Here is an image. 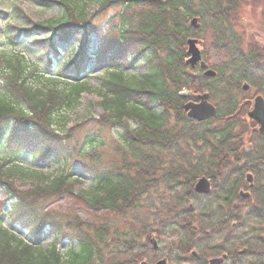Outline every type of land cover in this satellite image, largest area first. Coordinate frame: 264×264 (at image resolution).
I'll list each match as a JSON object with an SVG mask.
<instances>
[{"label":"trees","instance_id":"1","mask_svg":"<svg viewBox=\"0 0 264 264\" xmlns=\"http://www.w3.org/2000/svg\"><path fill=\"white\" fill-rule=\"evenodd\" d=\"M92 1L37 0L57 6L62 16L31 28L21 18L24 29L0 27V152L10 155L0 158V187L10 204L2 218L28 232L23 236L0 221V264H139L153 233L189 264L223 254L229 264H264V137L248 118L249 94L242 91L246 82L264 95V48L244 32L245 11L259 0H98V14L119 8L107 38L91 29ZM9 16L0 10L1 22ZM195 17L202 21L197 31L190 26ZM206 33L223 56L212 67L216 79L186 64L187 40L205 43ZM74 43L79 52L64 59ZM26 49L44 56L45 65ZM92 57L105 68L98 88L87 74ZM137 62L145 65L144 74L124 71ZM205 91L218 113L199 123L187 117L184 94ZM94 92L100 127L74 140L65 129L68 114ZM104 130L117 132L112 141ZM25 152H33L36 163L59 165L58 172L19 162ZM75 159L93 177L90 185L73 173ZM248 173L255 187L243 200L239 192L247 189ZM200 178L211 181V195L195 193ZM75 190L102 216L85 221L41 209V201ZM46 238L52 240L48 246ZM63 242L70 244L67 251ZM192 251L199 258L190 257Z\"/></svg>","mask_w":264,"mask_h":264},{"label":"rangeland","instance_id":"2","mask_svg":"<svg viewBox=\"0 0 264 264\" xmlns=\"http://www.w3.org/2000/svg\"><path fill=\"white\" fill-rule=\"evenodd\" d=\"M98 0L92 1L89 3L87 8L88 12L91 15H96L92 18L91 22V29H99L102 30L104 33L102 34L104 38H107L110 35L108 33L112 26L116 23L112 22V16L115 14L119 8L109 7L107 11L99 12V5L97 4ZM259 5L255 8L248 7L245 11V16L248 18V22L246 27L244 28L245 37L248 41L252 42L255 45H259L264 48V0H259ZM0 10L10 13V16L7 19H3L2 22L0 21V27L3 30H8L10 27L11 29H24L27 26L20 23V18L26 20L29 27L31 28L33 23L49 21V20H56L59 19L62 14L57 6L50 5L49 7L40 6L37 0H0ZM13 14L17 16L16 19L12 20ZM112 34V33H111ZM113 35V34H112ZM48 35L47 33L39 35V38H46ZM3 37V36H2ZM205 43L200 45V49L204 54L208 56L206 62L211 66H217L220 63V59H223V56L218 55L211 47V42L208 36V33L205 34ZM103 38V39H104ZM109 43L110 41H106ZM27 42H25L26 44ZM93 45L97 46V39H93ZM20 50L25 51L24 48H20ZM27 50V49H26ZM30 52V56L34 62H37L40 65H45V57L37 54L36 52ZM78 44L74 43L70 45L67 49L64 50V59L70 58L73 54L78 53ZM96 52V47L92 49V54ZM62 57L57 60V66L62 65ZM223 61V63L226 60ZM114 67V66H111ZM54 71V69H53ZM127 73H136L142 75L145 73V65L142 62L137 63H130L124 69ZM105 72V68L98 65V60L94 59L93 57L89 59L87 64V74L91 75L94 79L92 80V86L94 88H98L101 85L100 79L103 77ZM260 94L257 90L253 89L249 96V103L251 107L253 106V102L255 96ZM261 95V94H260ZM100 98L97 93H89L84 94L82 99L73 110H71L68 114V122L66 124V131L74 138V140H82L84 135L87 133L93 134L100 126L98 124V120L102 115V109L99 106ZM214 104V101H212ZM107 130H104V132ZM103 132V133H104ZM116 131L105 132L104 135L108 142L112 141V135L114 136ZM1 150V149H0ZM34 153L33 152H25L22 155L17 157V160L21 163L26 165H32L35 167H42L48 171H55L58 172L57 164L48 165L46 163L39 164L36 163L34 160ZM6 157L10 158L9 154L5 152H0V158L6 159ZM79 162V159H78ZM78 162L76 159L73 161L71 165H75L76 168L73 170V173L79 174L83 176L87 185H90L94 180L93 177L84 173L82 169L78 166ZM18 187L25 192H32L30 187ZM78 190V189H77ZM78 192V191H77ZM10 204L6 201V194L0 187V221L8 227H12L15 231L23 236H28V232L16 222L11 221L8 217L2 218V214L4 210H8ZM41 209L50 208L56 210L61 214H75L78 215L82 220L85 221H92L94 220L95 216H102L101 213H94L90 210L85 204H83L79 199L76 197V190L74 193L63 194L58 197H51L45 201L40 202ZM105 215V214H104ZM264 228V227H263ZM51 238H46L43 241L44 246H48L51 243ZM159 245L161 248V252L165 253L167 248L171 246L170 241L168 240H159ZM61 250L67 251L70 248V244L68 242H63L61 244Z\"/></svg>","mask_w":264,"mask_h":264},{"label":"water","instance_id":"3","mask_svg":"<svg viewBox=\"0 0 264 264\" xmlns=\"http://www.w3.org/2000/svg\"><path fill=\"white\" fill-rule=\"evenodd\" d=\"M191 26L194 29H199L201 26L200 19L195 18L191 21ZM197 40H189L188 41V56L190 57L187 60V64L191 65L192 67H196L200 63L201 69L205 70L206 72L204 73V76L210 77V78H215L217 76V73L214 72L213 70L208 69V65L202 61V55L201 51L197 47ZM250 87L248 85L243 86L244 91H249ZM188 98H192L194 100H198V102H189L185 106V110L188 112V117L196 120L198 122H203L207 121L213 117L216 116L217 113V108L210 103L209 99L210 96L208 93H205L203 95H193V94H188ZM249 117L256 121L259 124V134L261 136H264V97L263 96H258L255 99L254 107L253 110L249 113ZM251 149V146L249 147ZM248 181L250 183L253 182L252 180V175H248ZM209 187V182L206 179H202L197 187L196 191L198 192H205L208 193L210 191ZM245 197L248 196V194L244 195ZM152 243L156 247V242L155 238H152ZM224 256L221 259H213L210 261V264H221L224 261ZM141 264H147V263H141ZM159 264H168V261L165 260L163 262H160Z\"/></svg>","mask_w":264,"mask_h":264},{"label":"flooded vegetation","instance_id":"4","mask_svg":"<svg viewBox=\"0 0 264 264\" xmlns=\"http://www.w3.org/2000/svg\"><path fill=\"white\" fill-rule=\"evenodd\" d=\"M252 190H253V188H250V186H249V189L240 191L239 195L241 198H244L242 192L248 193L249 197H247L245 199H250L252 196ZM197 195L208 196L211 194L204 195L203 193H201V194H197ZM150 236L148 238L149 240H150ZM157 237H158V235H157ZM144 246H145L144 252H145V256H146L145 259L149 264H158L160 261H162L165 258H168L170 260V264H179L177 260H180L179 261L180 264H188L187 256H181L180 255L178 257L179 252L177 251V249L170 247V248H167L165 253H162L160 246L155 248L153 245H151L150 241L148 243L144 244Z\"/></svg>","mask_w":264,"mask_h":264}]
</instances>
